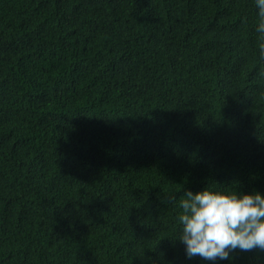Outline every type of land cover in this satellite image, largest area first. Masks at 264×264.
Returning a JSON list of instances; mask_svg holds the SVG:
<instances>
[{
    "label": "trees",
    "instance_id": "trees-1",
    "mask_svg": "<svg viewBox=\"0 0 264 264\" xmlns=\"http://www.w3.org/2000/svg\"><path fill=\"white\" fill-rule=\"evenodd\" d=\"M256 27L255 0H0V264H210L176 216L264 193Z\"/></svg>",
    "mask_w": 264,
    "mask_h": 264
},
{
    "label": "clouds",
    "instance_id": "clouds-1",
    "mask_svg": "<svg viewBox=\"0 0 264 264\" xmlns=\"http://www.w3.org/2000/svg\"><path fill=\"white\" fill-rule=\"evenodd\" d=\"M259 56L264 59V0H255ZM264 76V69L261 70ZM174 237L188 258L210 264L232 259L236 250L264 251V193L221 187L188 190L179 201Z\"/></svg>",
    "mask_w": 264,
    "mask_h": 264
}]
</instances>
